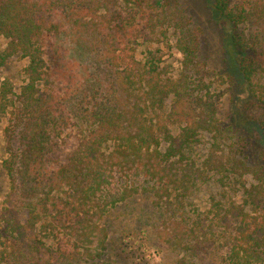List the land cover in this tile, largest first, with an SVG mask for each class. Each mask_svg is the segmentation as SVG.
I'll use <instances>...</instances> for the list:
<instances>
[{
    "label": "trees",
    "instance_id": "1",
    "mask_svg": "<svg viewBox=\"0 0 264 264\" xmlns=\"http://www.w3.org/2000/svg\"><path fill=\"white\" fill-rule=\"evenodd\" d=\"M121 2L0 0V30L10 39L9 50L0 57L16 53L28 61L26 82L18 93L7 81L2 83L0 112L14 107L10 133L18 128L21 134L20 151L5 162L12 178L22 181L21 205L29 217L25 225L14 216L4 220L3 236L12 243L2 259L11 258L13 264H93L107 249V229L99 220L110 209L140 189L156 198L163 213L174 200L183 209L193 187L204 178L219 188L241 192L243 200L212 203V211H217L209 229L199 214L190 232L171 239V245L184 250L189 259H180V264H199L195 259H206L199 257L201 251L213 255L226 246L224 264H264V167L253 165L228 143L215 101L206 100L211 98V85L202 80L190 85L187 71L174 80L159 49L147 51L141 59L136 54L140 39L152 42L172 31L185 68L195 61L199 68V29L191 25L179 0H165L143 24L129 23L135 13L122 8ZM209 4L226 28L227 51L234 64L233 75L228 76L241 89L235 95L234 122L243 128L252 125L263 145L264 120L252 119L237 105L247 101L264 107V0ZM115 29L122 30L121 40L115 39L119 34H110ZM73 120L80 139L66 155L62 132ZM203 133H213V142L200 165L194 151ZM115 173L125 178L117 187L111 181ZM143 174L147 183L142 185L137 180ZM49 199L52 206L46 203ZM40 218L41 231L75 234L81 252L69 257L41 238L27 239ZM19 235L25 236L28 248L18 246ZM41 248L50 257L54 252L58 256L47 260Z\"/></svg>",
    "mask_w": 264,
    "mask_h": 264
},
{
    "label": "rangeland",
    "instance_id": "2",
    "mask_svg": "<svg viewBox=\"0 0 264 264\" xmlns=\"http://www.w3.org/2000/svg\"><path fill=\"white\" fill-rule=\"evenodd\" d=\"M179 1L182 4L180 5L187 10L192 22L191 25L197 27L200 31L201 53L197 56L199 57V68L196 66V61L195 65L190 66L191 69L189 65L188 68H185L183 54L176 48L172 31L167 32V38L161 36L158 37V40L152 42H145L140 39L136 53L138 59L145 56L149 50L159 49V55L163 58V65L167 67L174 80L181 76L182 71H187L188 75L191 76L190 85H192V80L194 81L192 86L197 85L201 80L211 85L209 90L211 98L210 100L205 99L207 101H215L216 117L220 126H223L226 130L225 134L228 137V143L239 155L248 156L250 163L263 168L264 144L261 145V142L259 143L258 134L253 132L254 127L249 125L243 128L234 122L235 95L240 94L241 89L236 84V81L231 80L228 76V73L233 75L234 64L227 51L226 28L210 6L209 0ZM164 2L165 0H123L120 6L127 11L132 10L135 13V17L130 18L129 23L136 24L139 22L143 24L149 14L155 15L161 10ZM44 18L48 19L50 16L46 15ZM125 27L128 28V26ZM110 34H119L115 38L116 40L123 38V32L119 29H115ZM9 45L10 39L0 30V54L9 50ZM45 45H47V42H45ZM46 48L48 49V47ZM27 63V57L16 53L5 58L0 57V100L4 81L12 85L10 90L15 93H18L25 84ZM202 94L204 95V92ZM237 106L244 107L246 115L252 119L264 120V107L247 101ZM11 107H8L5 112H0V264H13L10 261L11 258L2 259L1 257L2 252L11 251V246L9 247V245L12 243V239L3 236L6 234L4 220H9L14 216L20 223L25 225L29 219L27 211L21 205L25 201V194H22L20 189L22 181L19 177H16V180L12 178L11 168L9 169L10 166L5 162L7 159H11L14 153L19 152L21 147L19 129L14 128L13 133H10L12 128L11 113L14 110V107ZM77 129L78 127L74 126L73 120L70 121L68 128L62 132V136L66 140L64 145L66 155L70 154L72 149L79 143L80 137ZM212 135L213 133H203L201 142L194 151V157L200 165L213 142ZM226 149L228 150V147ZM63 158L64 156L61 159ZM44 170L45 174L50 173L48 170ZM209 175L213 177L212 173ZM121 178L120 173H115L111 181L117 187L122 184V179H125ZM146 178L143 174L137 182L143 185L147 183L145 182ZM247 179L249 183L253 182V178L247 176ZM199 181L201 184H196L193 187L190 198L183 209L174 200L169 211L163 213V209L155 203L156 198L151 193L143 192L141 189L134 196L110 209L105 214V217L99 220V223L101 222L107 229V249L103 257L93 261V264H98L99 261L109 264H180V259H187L188 257H186L184 250L171 245V239L175 235L180 236L187 234V231L190 232L191 223L194 217L196 218L199 214H201L200 216L206 223L203 222L204 226L209 229L211 225L210 219L217 211V208L215 212L212 211V203H216L219 206L223 204V201L230 202L229 199H233L234 203L240 204L243 200L241 192L236 193L234 190L228 191V188H219V186L204 180V178ZM48 189L47 186L44 191ZM52 200H47L48 206L53 205ZM68 206L70 207V205ZM37 210L39 212L43 211L42 202L37 204ZM72 212L73 210L70 208L69 213L75 215V210ZM42 217L44 218L43 215ZM63 217L68 216L64 213ZM43 218L36 221L37 229L29 232L27 239L34 241L41 238L43 242L53 248L56 249L59 246L61 250H65L67 256H77V252H81L80 250L83 249L81 242L77 240V236L72 234V232H68V230L59 232L60 229H56L48 232L43 229L41 231ZM216 231L220 233L221 228L218 226ZM18 241V246L21 249L28 248L27 244H24L27 243L25 236L19 235ZM40 246L43 247V245ZM61 250L60 254L62 253ZM227 251V246L219 249L213 255L211 252L207 253L203 250L199 257L206 259L202 261L195 260L199 264H211L210 259L213 258L214 262L224 264ZM41 252L44 258L48 257L47 260H55L53 257L58 256V252H54L50 257L46 248H41ZM187 260L189 261V259Z\"/></svg>",
    "mask_w": 264,
    "mask_h": 264
}]
</instances>
